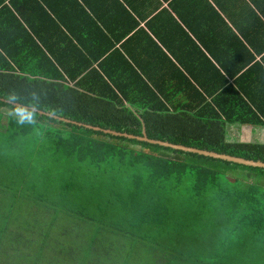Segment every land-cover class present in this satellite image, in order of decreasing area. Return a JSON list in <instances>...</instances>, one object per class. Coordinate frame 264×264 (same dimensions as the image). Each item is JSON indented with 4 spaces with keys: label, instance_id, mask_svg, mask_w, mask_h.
I'll use <instances>...</instances> for the list:
<instances>
[{
    "label": "trees",
    "instance_id": "obj_1",
    "mask_svg": "<svg viewBox=\"0 0 264 264\" xmlns=\"http://www.w3.org/2000/svg\"><path fill=\"white\" fill-rule=\"evenodd\" d=\"M169 4L145 29L122 7L138 33L103 50L97 28L41 37L0 0V264H264V168L103 131L264 163L232 133L264 127V0L219 5L232 29Z\"/></svg>",
    "mask_w": 264,
    "mask_h": 264
},
{
    "label": "crops",
    "instance_id": "obj_2",
    "mask_svg": "<svg viewBox=\"0 0 264 264\" xmlns=\"http://www.w3.org/2000/svg\"><path fill=\"white\" fill-rule=\"evenodd\" d=\"M2 1L4 5H7L6 7H8L7 17L11 16L14 19H20L21 16L24 17V19H26L37 31L36 34L41 37L58 36L59 33H64V37H70L69 33H71L70 30H72L73 27H75L76 30L78 29L77 27H82L83 29L86 28V31L88 27L90 29L91 27H94L97 28L101 36H103L99 39V41H103L105 44L104 46L101 43L103 50H106L108 47L110 49L112 46H115V49L122 50L123 46H125L129 40L134 38L139 30L137 28L132 30L133 26L131 25H121V19L123 18V15L121 14V11L123 10L122 7L127 9L128 13L133 16L135 20L141 21L140 29H145L147 23L158 15L159 10L168 8L170 5L169 3L172 0H37L39 4L46 9L48 16L36 18H34V12L30 6L31 0ZM205 2H209L218 12L219 16L223 17L228 26L232 29L233 25L227 17L230 12H223L218 6L221 5L223 8L227 9L234 7V5L240 7L241 4L248 2V0H192V3H194L195 6L191 8H196L201 12ZM18 3L21 5L17 7ZM158 3H160L159 6ZM187 3L189 4L188 1ZM157 7L158 10H156ZM186 8H189V6ZM133 10H136V13ZM37 19L39 20L37 21ZM48 19H50L54 25ZM20 23L24 26L21 20ZM9 26L13 27V25H8L6 23L5 26L1 28H5L7 32L10 33L12 30L10 31L11 28ZM190 39L196 41L192 35H190ZM10 40L12 45L16 46V44H18L21 46L29 39L26 36H22L19 41H16V39L13 40L10 36ZM75 43H77L76 40ZM148 43L149 42L145 40L135 38V42L129 47H131V49H142L143 47H147ZM255 61L258 62L260 59L257 57ZM247 66L248 65H246L245 68H247ZM251 66L252 65H249L248 68ZM237 67L242 68L243 66L239 64ZM170 75L173 76L172 74ZM173 80L179 81L177 77H173ZM149 85L152 86L151 84ZM137 86L138 85H136V87ZM182 87L187 86L182 85ZM144 89L146 90V88ZM180 97L182 96L180 95ZM233 129L237 132L242 131L244 134L247 133L251 137L247 136V139L245 137L244 139H241L240 135L238 137L241 141L264 143V138L263 140L257 139L258 133H262V137H264V127L235 126Z\"/></svg>",
    "mask_w": 264,
    "mask_h": 264
},
{
    "label": "water",
    "instance_id": "obj_3",
    "mask_svg": "<svg viewBox=\"0 0 264 264\" xmlns=\"http://www.w3.org/2000/svg\"><path fill=\"white\" fill-rule=\"evenodd\" d=\"M94 129L101 130L100 128H94ZM103 131L108 133V134L115 135V136H125V137H130V138H137L140 141H147V142L159 144V145H162V146H165V147H170V148H173V149H176V150L197 153V154H200V155L209 156V157H212V158H215V159L224 160V161L234 162V163L242 164V165H245V166L264 168V163L260 162V161L245 160V159H242V158L233 157V156H229V155H225V154H217V153H214V152H209V151H205V150H198V149L189 148V147H185V146H181V145H173V144H169V143H162V142H158V141H155V140H150L149 138H147V136L135 137V136L129 135L127 133H119V132L112 131V130H103Z\"/></svg>",
    "mask_w": 264,
    "mask_h": 264
},
{
    "label": "clouds",
    "instance_id": "obj_4",
    "mask_svg": "<svg viewBox=\"0 0 264 264\" xmlns=\"http://www.w3.org/2000/svg\"><path fill=\"white\" fill-rule=\"evenodd\" d=\"M36 114L37 108L30 106H20L17 105L15 107L14 115L17 118V122L21 125L27 124H35L36 123Z\"/></svg>",
    "mask_w": 264,
    "mask_h": 264
},
{
    "label": "rangeland",
    "instance_id": "obj_5",
    "mask_svg": "<svg viewBox=\"0 0 264 264\" xmlns=\"http://www.w3.org/2000/svg\"><path fill=\"white\" fill-rule=\"evenodd\" d=\"M232 133L234 134V135H237V136H240L241 137V139H244V137L247 139V136H249V134H247V133H243L242 131H239V132H237L236 130H232ZM243 134V135H242ZM254 134H256V133H254ZM263 135H262V133H258V135H257V139L258 140H263V138L264 137H262ZM250 137V136H249ZM251 138V137H250ZM261 186H263V185H261ZM216 209H217V207H216ZM248 264V263H247ZM249 264H256V263H254V262H250Z\"/></svg>",
    "mask_w": 264,
    "mask_h": 264
}]
</instances>
